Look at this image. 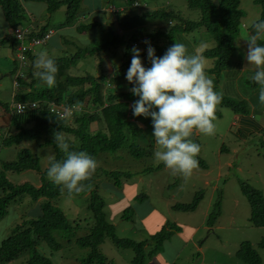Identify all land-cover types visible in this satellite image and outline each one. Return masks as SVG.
<instances>
[{
	"label": "trees",
	"instance_id": "trees-1",
	"mask_svg": "<svg viewBox=\"0 0 264 264\" xmlns=\"http://www.w3.org/2000/svg\"><path fill=\"white\" fill-rule=\"evenodd\" d=\"M22 1L25 4H45L51 15L62 6H66L64 20L55 27L56 29L77 26L78 31L85 33L104 26V23L97 20L88 24H83L80 21L83 16L79 11L81 0H0V7L12 30L24 27L27 21L31 22ZM188 2L190 8L200 10L201 17L198 21H187L179 13L169 8L138 13L142 4L148 6L147 0H122L120 4L115 5L119 9L122 8L123 11H118L114 15L108 10V6L112 4L105 7L101 13L90 12V19L97 15H99L98 18L103 17V14L108 15L111 19L116 16L117 29L113 31L110 28L105 35L101 36L103 39L99 42L98 47L81 48L72 57H53L58 72L56 84L51 88L42 83L36 75L38 69L34 65L40 52H28V59L24 61L23 65L17 61L23 67L30 59L31 65H28L27 73L18 75L16 78L15 102L10 106L0 104V111L5 114L4 120L7 119L6 121L10 122L7 125L6 121L0 122V130L6 132L2 138L1 147L14 148L21 144L25 146L28 142L32 143L31 146L35 144L41 148L52 147L55 155L48 161V167L52 162L65 158V153L57 147L55 142L56 133L63 134L65 140L70 144L71 151H86L96 160L99 153L117 152L125 141V132L134 136L140 129L144 130V126L140 123H143L141 119L145 117H137L132 111V105L139 98L130 92L129 89L132 85L128 82L127 86H124V83L127 81L125 75L132 59L131 49L135 47V43L138 48H142L145 45V40L150 41L156 49V55L162 57L170 46L179 42L183 33H192L202 28L210 32L216 45L206 49L201 56L213 60L214 67L208 72L215 76L213 82L217 91L218 77L231 64L236 49L235 37L240 33L241 22L244 18L240 8L241 0H188ZM135 3H139L140 7L134 8ZM257 3L261 6L260 19L257 22L264 21V0H257ZM157 22L164 25L151 28L150 31L149 25H156ZM32 23L29 26L35 25L34 22ZM48 31V24L40 29L37 27L28 38L30 40L42 39ZM119 31H122L123 35L130 33L131 39L126 40L125 36L118 34ZM66 42L70 44L68 41ZM12 43L15 44L16 40ZM258 43H264V40L258 41ZM118 44L125 46L124 55L129 57V60L123 64L125 70L122 71V74L114 75L113 80L110 81L111 76L113 77V73L110 71L102 75L100 73L97 77L91 74L77 77L71 73V68L81 60L82 56L95 57L101 51ZM146 55L147 53L141 52V58ZM99 66L103 68V64H99ZM247 102L249 101H235L222 95V100L215 113L216 118L221 119L220 108L223 107L231 109L236 115H250V107ZM15 104H25L29 108L26 112L18 114ZM33 104H36L37 108H32ZM61 106L67 108L76 106L77 108L73 114L65 117L52 113L53 107ZM0 116L3 117V114ZM2 120L3 118H1ZM95 123L98 125L102 123L105 131L94 130ZM48 167L43 170L40 158L26 146L20 149L16 161L1 163L0 221L7 217L14 206L24 205L22 203L26 200L27 203L40 202V204L39 212L36 215L21 216L22 222L16 224L11 235L1 242L0 264H53L54 253L63 250L62 238L67 240V244L70 245L72 244L70 237L76 235L81 229H85L86 235L76 238V243L82 249H87L88 253L86 257L80 259V262L78 260V264H111L104 258L100 249L106 238H110L121 249H131L134 252L132 264H147L159 253L160 246L152 244H156V241L163 244L180 230L176 224L170 226L168 222L166 226L172 227L170 229H173L174 232L165 231V226L161 228L160 232L150 235V241L137 242L133 239L119 238L111 219L122 214L123 211L115 212L111 207H108L100 193L102 190L100 176L101 174L113 175L114 188L123 189L124 185L121 179L124 178L123 174L125 173L106 172L97 167L92 176L83 182L84 186L81 191L70 192L48 177ZM25 171H34L40 174V185L35 186L30 182L17 185L8 179V172ZM243 192L251 203L250 221L253 227L264 228V196L262 192L247 184L243 185ZM65 195L86 197L88 214L82 219L74 217L70 221L65 211L59 207L60 199ZM201 196L202 193H199L191 204H177L173 208L179 212H193L196 210ZM128 211L129 208L124 210L121 219L128 218ZM108 213L112 214V218ZM220 216L221 210L218 202L210 214L208 222L216 221ZM214 224L211 223V225ZM56 233H58L60 241L55 237ZM43 243L52 251L51 257L39 251V247ZM259 247L264 249V239L259 243ZM238 258L246 264H262L259 253L249 242L241 245Z\"/></svg>",
	"mask_w": 264,
	"mask_h": 264
},
{
	"label": "rangeland",
	"instance_id": "rangeland-1",
	"mask_svg": "<svg viewBox=\"0 0 264 264\" xmlns=\"http://www.w3.org/2000/svg\"><path fill=\"white\" fill-rule=\"evenodd\" d=\"M121 1L81 0L79 11L87 20H91V22L88 21L89 23H93L97 19H90L89 12L101 13L109 4H117ZM147 3V7L142 4L138 13L169 8L179 13L187 21H198L201 17L200 10L190 8L188 0H147ZM23 4L25 3L23 2ZM240 8L244 18L241 22L240 33L235 37L236 49L231 64L218 77L217 91L235 101L251 102V106L247 102L250 107L249 114L253 115L254 113L264 128V103L258 99L259 86L251 79L254 72L251 70L243 72L244 70L239 68V66L242 67V64L243 67L248 65L245 59L247 39H250L254 32V25L260 19L261 6L257 0H241ZM63 10H66V6H62L59 12L63 13ZM55 15L58 16L57 20L59 16L62 17V21L64 20V13L56 12ZM46 17L47 14L45 15L47 22ZM103 17L104 26L97 27L93 31L81 34L77 28L68 27L65 31V35H67L65 39L70 44H67L63 50L53 47L47 52L57 58L72 57L81 48L98 47L99 42L103 39L101 36L105 35L110 28L113 31L117 29L116 16L111 19L108 15L103 14ZM56 22L53 21L54 25H57L58 22ZM158 23L149 25L148 29L151 31V28L164 25ZM10 28L0 7V33L8 30V37H11L12 28ZM118 34L123 35V32L119 31ZM123 36L126 40L131 39L130 33H124ZM181 36L178 43H183L190 54H195L197 51L201 54L216 45L212 34L204 28L192 33H183ZM9 39L0 38L1 41L3 40V44L0 45V104L10 106L15 102L16 78L18 75L28 72L31 60L26 61L25 66L21 67L14 60V50ZM124 51L125 46L118 44L101 51L95 57L80 56L81 60L71 68V73L77 77L88 74L97 77L100 73L102 75L110 71L113 73L111 81L114 79V75H121L125 70L123 64L129 60V57L124 55ZM141 52L147 53V45L142 46ZM203 58L206 63V74L212 80L215 79V76L208 72L214 67L213 60ZM141 59L144 61L145 67L150 66L151 63L147 55ZM99 64H103V68ZM251 66H253L252 71H255V66ZM250 72L251 77L249 76ZM127 84L128 81L124 83V86ZM220 109L222 116L221 119L216 118L215 120V133L213 135L201 133L198 135V139L196 135L192 137L200 144V153L197 157L199 163L198 167L188 176L174 172L154 159L153 153L156 145L155 138L152 137V121L149 118L141 119L143 123L140 124L144 126V130L140 129L134 136L125 132V141L117 152L99 153L97 158L99 169L106 172L125 173L123 174L124 178L121 179L124 185L123 189L114 188L113 175L101 174L100 176L102 183L100 193L108 207L121 201L129 206L127 219H121L125 209L123 212L121 211L122 214L111 219L116 227L117 237L133 239L137 242L150 241V235L155 234L156 231L160 232L161 227H165L168 222L170 226L185 223L186 226L182 233H187L188 236L191 233L193 242H190V239H185L182 243L177 240L174 248L178 250L179 254L173 255L175 251H166L164 243L156 241V244H152L160 246L159 253L166 251L168 257L174 256L171 264H246L238 258V251L241 245L247 242L255 247L262 259V264H264V249L259 247V243L264 239V228L253 227L250 221L251 203L243 192V185L247 184L262 192L264 196V130L250 136L242 133V136L237 137L229 132L228 128L235 113L229 108ZM54 113L59 115L57 112ZM1 114L3 117L0 116V122L6 121L3 111ZM1 118H3L2 121ZM9 123L6 121L5 124ZM96 129L102 131V123L99 125L95 123L94 130ZM5 133L0 130V167L2 162L16 161L20 149L25 146L40 158L43 170L48 167V161L55 155L52 147L41 148L35 144L31 146L32 143L28 142L25 146L21 144L22 146L19 147L2 148L1 143ZM7 175L8 179L17 185L25 182H30L35 186L40 185V174L34 171L8 172ZM64 189L66 188L64 187ZM199 193H202V196L195 211L179 212L174 210V205L191 204ZM85 198L65 195L60 199L59 207L65 211L70 221L74 217L82 219L88 214ZM218 202L220 203L221 216L216 221L208 222V218ZM22 204L24 205L14 206L7 217L0 221V244L11 235L15 225L22 222L21 216L30 217L39 212L40 202L27 203L26 200ZM147 210H150L147 220L138 219V216L141 218L147 216ZM108 214L112 218V214ZM161 215L165 222L159 221ZM152 223L153 227L150 226ZM211 223L215 224L211 225ZM170 228L172 227L166 226L165 231L174 232ZM84 230L81 229L76 235L70 237L72 243L70 245L67 244V240L62 238L63 250L54 253L53 264H78V260L80 262V259L86 257L88 250L82 249L76 243V238L86 235ZM166 234L168 233L166 232ZM55 237L60 241L58 233L55 234ZM100 249L104 258L111 264H132L134 252L131 249H121L110 238L105 239ZM39 251L51 257L52 251L45 243L39 247Z\"/></svg>",
	"mask_w": 264,
	"mask_h": 264
},
{
	"label": "clouds",
	"instance_id": "clouds-1",
	"mask_svg": "<svg viewBox=\"0 0 264 264\" xmlns=\"http://www.w3.org/2000/svg\"><path fill=\"white\" fill-rule=\"evenodd\" d=\"M111 6L117 12L123 11L114 3L108 6L109 11ZM138 7L140 5H134V8ZM31 28L28 25L20 29H28L31 33ZM15 30H12V41L16 40V43H13L12 48L14 60L18 61L20 43L15 38ZM261 40H264V21L254 25V32L247 39L245 57L248 65L255 66L251 79L259 86L258 99L264 103V43H258ZM144 44L147 45V58L151 67H145L141 49L135 46L131 49L132 59L125 75V79L132 85L130 92L139 98L132 105V111L137 117L151 118L152 137L156 145L154 159L174 172L188 176L199 163L197 157L200 144L192 137L196 135L198 139L201 133H215V113L222 94L215 90L213 80L206 74L205 60L198 51L190 54L183 43L176 42L162 57H158L150 41L145 40ZM34 67L38 69L36 75L41 82L49 88L55 86L58 67L48 52H40ZM55 142L65 153V158L50 164L48 177L70 192L81 191L83 182L96 171L97 160L86 151H71L62 133L55 134Z\"/></svg>",
	"mask_w": 264,
	"mask_h": 264
},
{
	"label": "crops",
	"instance_id": "crops-1",
	"mask_svg": "<svg viewBox=\"0 0 264 264\" xmlns=\"http://www.w3.org/2000/svg\"><path fill=\"white\" fill-rule=\"evenodd\" d=\"M25 9L27 10L28 18L31 21L30 23H32V22L35 23L33 28H31L32 31H34V29L37 27L40 29L47 24H48L49 30H51V29L54 30V35L50 39V41L46 45H43V46L37 48L36 51L41 52V49H44V51L47 52L49 49H51L53 47L56 49L59 48L60 50H63L66 47V45L68 44L66 42V39H65V36H67V35H65V31L67 30V27L57 28V29L55 28L56 26H59L63 22L62 17L60 18V16H59V19L57 20L56 17H58V16H56L55 13L56 12L61 13V14L64 13L63 17H65L66 10H63V13H62V12H59L60 11V9H59L54 14L51 15V14H49V12L47 10V5L39 4V3L25 4ZM46 14H47V17H46L47 22L45 21V15ZM89 14H90V12H89ZM98 16L99 15L95 16L94 18H98ZM54 20L58 22V23L56 22L57 25H54V23H53ZM80 21L84 24H88L89 22H91V20H87V18L84 17V15L81 16ZM97 21L104 23V17L98 18ZM30 23H28V21H27L24 24V27L30 25ZM32 25H33V23H32ZM8 26H9V24H8ZM73 27L76 28L77 26L76 27L73 26ZM8 35H9L8 30H5L2 33H0V38L3 37V40H7L10 38L9 41L11 42V45H13L12 34H11V37H8ZM64 39H65V41H63ZM1 44H3V43L0 42V45ZM63 44H64V46H63ZM71 44H74V43H71ZM235 65H237V64H235ZM239 68H240V70L243 69L244 70L243 72L250 71V70H251V72H254V71H252L253 66H251V65H247L246 67H243V64H242V67L239 66ZM251 72L249 74L250 77H251ZM0 115H1V111H0ZM228 128H229V132L235 134L237 137L242 136V133H245L246 135L250 136L252 134L259 133V132L263 131V125H262V123H260L256 119V117L254 116V113H253V115H243V114L242 115H240V114L236 115L235 114L234 119L232 120V122L230 123ZM222 150H223V148H222ZM222 150H221V153H222ZM128 207L129 206L127 204H123L122 201L117 203V204L115 203V204L111 205V209L115 212H121ZM146 213H147V216L142 217V218L140 216H138V219H140L142 221H146L147 220L146 218L148 217L150 210L149 211L147 210ZM159 221L165 222L164 217L162 215L160 216ZM150 226L153 227L154 224L152 223V224H150ZM185 226H186L185 223L178 225L180 230L178 232H175L169 240L165 241L164 245H165L166 251L167 250L168 251H175V253H173V255L179 254L177 252L178 250H176L174 248L177 240L180 243H182L185 239H190L191 240L190 242H193L192 241L193 238H191L192 237L191 233L189 234V236L187 233H182V230L185 228ZM161 228H163V226ZM166 251L164 253L161 252V253H158L157 255H155L150 261H148L149 262L148 264H171V260H173L174 256L172 255V257H168Z\"/></svg>",
	"mask_w": 264,
	"mask_h": 264
},
{
	"label": "built area",
	"instance_id": "built-area-1",
	"mask_svg": "<svg viewBox=\"0 0 264 264\" xmlns=\"http://www.w3.org/2000/svg\"><path fill=\"white\" fill-rule=\"evenodd\" d=\"M135 6L137 7L138 4L136 3ZM110 11L115 13L117 12V10L111 6L110 7ZM29 30L28 29H16L15 30V38L17 39V41L20 43L19 47H18V54H17V59L20 62V64L23 65L24 61L26 60V54L32 50L35 49V47L43 45L44 43H46L48 40H50V38L53 35V31L49 30L46 35L42 38V39H29L28 35H29ZM135 46H137V44H135ZM17 113L18 114H22L24 112H26L27 107L25 104H15L14 105ZM32 108H37L36 104L31 105ZM77 107L73 106L72 108H67L66 106H61L59 108H52L51 111L52 113L57 112L59 114V116L61 117H65L67 115H71L75 112V109Z\"/></svg>",
	"mask_w": 264,
	"mask_h": 264
},
{
	"label": "water",
	"instance_id": "water-1",
	"mask_svg": "<svg viewBox=\"0 0 264 264\" xmlns=\"http://www.w3.org/2000/svg\"><path fill=\"white\" fill-rule=\"evenodd\" d=\"M194 136V135H193Z\"/></svg>",
	"mask_w": 264,
	"mask_h": 264
}]
</instances>
